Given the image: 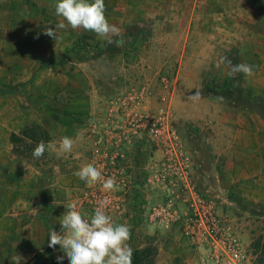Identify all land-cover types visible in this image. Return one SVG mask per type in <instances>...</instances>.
I'll list each match as a JSON object with an SVG mask.
<instances>
[{
	"label": "rangeland",
	"instance_id": "1",
	"mask_svg": "<svg viewBox=\"0 0 264 264\" xmlns=\"http://www.w3.org/2000/svg\"><path fill=\"white\" fill-rule=\"evenodd\" d=\"M56 2L57 0H0V167L9 166L12 162L22 163L28 166L27 170L30 172L28 179L23 181L27 184V201L21 203L24 205L22 211L27 218L28 228L22 232L12 225L15 231L5 233L4 220L0 221V244L5 243L9 237L11 240L20 239L27 242L14 248H4L0 245V258L4 256L7 264H16L14 257L19 254L23 257L21 264H24L34 253H39L47 264H58L56 257L64 256V253L59 245L54 249L47 246L51 227L58 232L61 230L60 219L67 211V205L73 201L77 202L82 214H92L103 199L93 196L94 193L109 195L105 198L110 202L107 213L116 223L131 227V239L128 243L132 249L147 245L156 248V235H149L145 225L153 224L157 233L159 232L157 236H162L163 241L167 239V233L180 232L188 210L185 198L189 192H195L209 197L204 198L211 203L221 226L240 240L253 263L250 243L257 236H264V206L244 200L238 187L227 181L225 169L229 163L226 155L213 152L217 148H225L224 138L214 136L213 139L217 142L215 147L207 143L212 160H206L199 154L203 153L201 146L203 142H208L212 132H223V128L225 132H243L245 122L238 121L240 117L235 116L227 121L228 128L223 122H217V131L203 124L193 125L181 118L180 114L184 111L183 99L179 97L171 100L170 88L167 89V83L160 81L165 78L167 82V79L173 77L168 72L165 63L167 59L158 55H146L148 49L159 47L158 43L150 39L154 32L151 19L142 20V24L127 26L122 34L126 43L119 48L115 43L109 44L105 39L98 38L93 32L73 30L70 26L66 29H56L54 41L44 34L45 28L55 27L61 22L66 23L62 17L55 14ZM259 2V8L264 11V0ZM104 3L107 17L110 18L111 12L120 10L128 17L132 15V6L140 5L145 8L148 0H104ZM140 30L144 33L143 41L137 39ZM112 39L115 41L120 37ZM97 47L105 52L96 55ZM57 49L59 54H56ZM129 53L136 54L137 57L128 56ZM144 77L151 79L146 97L143 98L145 104L142 110L137 107L130 113L153 115L161 109L169 112L170 124L180 138L188 164V186L182 183L176 161L164 156L146 133L137 134L123 129L130 114L128 112L124 115L123 98L127 94H134V89L138 88L136 82H141ZM239 77L240 74H237L232 78L233 85L225 88L212 84L208 91L204 90L205 95L221 103L235 101L238 113L241 114L247 109L252 113H259L264 123L263 99L259 101L256 99L259 96L253 91L243 89ZM21 78L25 84L22 90L17 87V84L21 83L17 81ZM128 87L131 89L130 93L127 92ZM9 95L16 96L17 105L21 109L32 108V112L37 113L45 122L25 124L22 128L41 126L49 136L46 144L52 142L47 127L51 123L68 127L71 125L70 120L80 121L77 125L80 129L77 139L80 149L86 146L84 139L93 147L94 143L86 138L87 129L93 128L94 135L99 134L102 139V144L100 142L96 147H99L106 157H112V152H118L122 156L113 158L112 165L107 166L106 170V178L115 177L118 190L105 192L102 183L100 186L95 184L89 187L78 177L75 179L76 186L69 188L67 179L64 178L68 172L65 166L66 163L77 160L71 157V153L55 156L49 149L39 159H35L32 156L33 150L22 148L23 156L13 154L10 151L9 134L16 128L19 129L15 131L18 134L22 128L19 113H11ZM218 97H223V100ZM87 99L96 102L99 108H105L106 101L105 121L87 122L85 119L84 122L81 121L83 113L72 111L74 105L81 106L82 110ZM95 112L99 113L97 110ZM25 142L26 148L29 144L32 147L37 145L35 141ZM124 143L131 146L129 157L133 158L130 159V165H126L127 154H124V148L121 147ZM9 152L15 158L12 161L4 155ZM91 152L95 155V160L96 154L92 150ZM86 154L87 152L83 156V164L78 165V170L92 163V155L90 154L91 159ZM233 158L232 155V160ZM58 163L64 164V167H57ZM231 163L234 164L233 161ZM211 170L213 175L210 174ZM121 179L122 184L119 183ZM3 189L0 174V192H4ZM168 202L176 212L174 217H167ZM9 204L10 200L0 202V211ZM11 218L17 220L18 215L9 219ZM191 251L198 253L194 246ZM62 264H69L66 257Z\"/></svg>",
	"mask_w": 264,
	"mask_h": 264
},
{
	"label": "crops",
	"instance_id": "2",
	"mask_svg": "<svg viewBox=\"0 0 264 264\" xmlns=\"http://www.w3.org/2000/svg\"><path fill=\"white\" fill-rule=\"evenodd\" d=\"M158 1L161 2L148 0V5L145 8L140 5L132 6V15L128 17L120 10L111 12L110 18L107 16L106 18L111 24L120 28L122 34L127 26L134 23L142 24V20L151 19L154 32L150 39L158 43L159 47L148 49L146 55L147 57L158 55V57L167 59L165 63L168 72L173 76L172 79H167V89L170 88L171 100L179 97L183 99L184 111L180 114L182 119L193 125L203 124L216 130L217 122H223V125L228 128L227 121L234 119L235 116L240 117L238 121L245 122L243 132H225V128L222 129L223 132H212L208 142H203L201 146L204 150L203 153L199 152V154L206 160H212V156L210 158L209 155L210 146L207 143L211 147H215L217 142L213 137L224 138L225 148H217L213 152H216L217 155L220 152L226 155L227 163H229L225 169L227 181L238 187L244 200L264 206V123L261 116L259 113H252L248 109L240 114L237 112L235 101L228 100L221 103L219 100L209 99L203 88L206 82L216 84L225 80L233 85V77H229L227 74L228 68L223 64L217 67L220 57L226 56L231 59L233 64L246 63L254 66V75L246 77L240 73L239 82L243 89L253 91L255 95L264 100V11L258 6L259 1L262 0ZM115 37L117 36L112 38ZM56 54H59L58 49ZM130 55L137 57L133 53H129L128 56ZM23 81L22 78L17 81L21 82L17 84L20 90L25 88ZM136 84L138 88L136 87L137 90L134 89V94L137 96V93H140L141 97L145 98L151 79L144 77L141 82L138 81ZM130 88L127 90L129 93L131 92ZM197 89L202 90V99L193 102L188 97ZM9 98L11 100V113H19L20 128L31 123L45 124L37 113L32 112V108L21 109L17 105L15 95H9ZM142 101L139 106L125 107V109L123 107L124 115L133 108L140 107L142 110L145 100L142 99ZM96 104L91 99H87L82 110L81 106L74 105L72 111L83 113L84 116H82L81 121L84 122L85 119L87 122L105 121L106 101L105 108L102 103L100 108ZM95 110L99 113H96ZM79 122L70 120L71 125L68 127L59 123L51 125V122V124L48 123L50 127L47 126L52 142L57 144L55 150L51 149L55 156L63 155L59 153L58 147L61 137L68 136L75 140L70 153L71 157L77 160L66 163L65 166L69 173H65L64 178L67 179L69 188L75 187L77 184L75 181L77 176L74 173L78 170V165L83 164V156L87 152L86 155L89 157L92 153L91 150L93 151V147L85 139L86 146L84 149H80L78 146L77 139L80 129L77 125ZM213 122L215 123L213 124ZM62 124L64 123L62 122ZM17 130L19 129H12L10 133L16 134L15 131ZM121 147L124 148V154H127L125 155L126 165H130V159L133 158L129 157L131 146L124 143ZM185 150L188 153V150ZM4 155L11 161L15 159L10 152ZM232 155L234 156L233 160ZM94 156L92 155L93 160ZM93 160L91 164L94 163ZM232 161L234 164L231 163ZM58 166L63 168L64 164L58 163ZM27 168V165L15 162L9 166L0 167L1 186L4 188V192H0V202L8 200L11 202L3 211H0V221L4 220L5 233L10 234L14 230L12 225H15L14 228L22 232L28 228L27 218L22 211L24 205L21 204L27 201V184L23 183L24 180L28 179V173H30ZM210 174L213 175L212 170ZM101 183L96 185L100 186ZM206 198L209 199V197ZM19 204H21L20 207ZM17 215V220L16 218L9 219ZM145 227L149 235H156L154 264H200L198 253L191 251L193 248L192 240L186 235L183 228L180 229V232L167 233V239L163 241L162 236H157L159 232L157 233L153 224H146ZM24 242L20 239L18 241L11 240L9 237L5 243L1 242L0 245L4 248H14L25 245ZM3 257L0 258V263L7 264V259Z\"/></svg>",
	"mask_w": 264,
	"mask_h": 264
},
{
	"label": "clouds",
	"instance_id": "3",
	"mask_svg": "<svg viewBox=\"0 0 264 264\" xmlns=\"http://www.w3.org/2000/svg\"><path fill=\"white\" fill-rule=\"evenodd\" d=\"M55 14L62 17L66 23L61 22L55 27L49 26L44 30L54 41L56 40V29H66L69 26L75 29H83L95 33L107 43H115L116 47H123L126 40L123 38L121 29L111 24L105 15L104 0H57L54 5ZM117 36L120 39L113 40ZM38 38V37H37ZM228 68V76L235 77L243 73L246 77L254 75L252 65L246 63L233 64L226 56L220 57L219 63ZM188 99L197 102L202 99V90L197 89ZM223 100V97H218ZM82 138V137H81ZM75 144L71 137H61L59 141V153H70ZM57 144L40 141L32 152L35 159L44 155L46 150H55ZM81 181L89 187L102 182L105 192L118 190L115 177L105 178L102 170L94 164L82 166L74 173ZM110 202L107 199L99 201L93 213L82 214L77 202L73 201L67 205V211L62 215L59 224L61 230L58 232L51 227L48 237V247L55 248L59 245L64 256H57L58 264H62L66 257L69 264H132L133 249L128 241L131 239V227L127 224L116 223L112 216L106 211ZM16 264H21L23 257L15 254Z\"/></svg>",
	"mask_w": 264,
	"mask_h": 264
},
{
	"label": "built area",
	"instance_id": "4",
	"mask_svg": "<svg viewBox=\"0 0 264 264\" xmlns=\"http://www.w3.org/2000/svg\"><path fill=\"white\" fill-rule=\"evenodd\" d=\"M160 81L164 84L168 83L165 78ZM142 99L140 93H137V96L132 93L127 94L123 98V106L125 108L139 105ZM125 121L123 129L137 134L146 133L164 156L176 161V167L181 172L182 183L188 186V164L184 158L180 138L170 124L169 112L166 109H161L153 115L131 112ZM87 133L86 138L94 143L93 152L96 154V159L93 164L102 170L106 178L107 166L112 165L113 158H122V156L118 152H112V157H106L101 149L96 147L100 142L102 144L101 136L99 134L94 135L93 128L87 129ZM119 183L122 184L123 180L121 179ZM93 196L105 199L109 195L94 193ZM185 201L188 203V210L184 217L183 229L198 251L200 264H253L240 240L226 229H223L217 213L206 198L195 192H189ZM175 215L176 212L168 202L167 217H174Z\"/></svg>",
	"mask_w": 264,
	"mask_h": 264
},
{
	"label": "trees",
	"instance_id": "5",
	"mask_svg": "<svg viewBox=\"0 0 264 264\" xmlns=\"http://www.w3.org/2000/svg\"><path fill=\"white\" fill-rule=\"evenodd\" d=\"M142 30L139 31L137 39L143 41ZM76 46V45H74ZM105 50L96 49V55H101ZM212 82H206L203 85L205 91H208L209 87L212 85ZM218 87L225 88L231 85L230 82L222 81L216 83ZM257 97V96H255ZM257 100L261 101V98L257 97ZM264 103V101L262 100ZM49 136L47 131L39 125L25 126L23 127L18 134L10 133L8 141L11 145V152L17 156H23V149L27 151L34 150L35 146L32 147L30 144L26 148L25 141H35L37 144L40 141L45 143L48 141ZM37 146V145H36ZM250 249L253 256V264H264V236H257L250 243ZM156 257V248L153 245H147L140 249H133L132 264H154ZM24 264H47L43 256L39 253H34L31 258Z\"/></svg>",
	"mask_w": 264,
	"mask_h": 264
}]
</instances>
